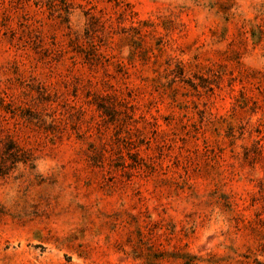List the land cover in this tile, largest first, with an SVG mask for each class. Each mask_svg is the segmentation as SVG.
I'll use <instances>...</instances> for the list:
<instances>
[{
    "label": "rangeland",
    "instance_id": "obj_1",
    "mask_svg": "<svg viewBox=\"0 0 264 264\" xmlns=\"http://www.w3.org/2000/svg\"><path fill=\"white\" fill-rule=\"evenodd\" d=\"M0 264H264V0H0Z\"/></svg>",
    "mask_w": 264,
    "mask_h": 264
}]
</instances>
